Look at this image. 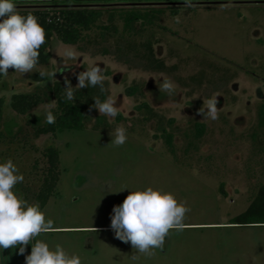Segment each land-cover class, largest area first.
Wrapping results in <instances>:
<instances>
[{"label":"rangeland","instance_id":"obj_1","mask_svg":"<svg viewBox=\"0 0 264 264\" xmlns=\"http://www.w3.org/2000/svg\"><path fill=\"white\" fill-rule=\"evenodd\" d=\"M95 7L104 14L85 41L67 44L54 35L47 64L25 74L8 70L0 80V96L7 99L0 163L11 159L24 177L14 194L26 200L25 186L37 190L46 164L43 150H60L57 193L40 207L51 228L31 243L59 244L81 264H264V226H222L244 212L264 185V11L125 3ZM140 9L144 19L125 28L119 13ZM65 49H72L77 60L63 63ZM93 64L102 69L106 100L115 102L114 119L95 108L83 129L36 137L28 120L45 123L56 99L27 115L11 108L12 93L56 81L75 88L79 73ZM37 70L47 72V81L30 78ZM163 79L174 84L172 97L160 91ZM128 87H137L136 94L127 95ZM213 95L218 118L202 120L199 109ZM143 102L152 113L138 109ZM196 123L206 128L198 138ZM117 127L126 130L122 146L111 143ZM163 127L174 135L175 153ZM147 187L171 193L189 209L183 230H170L163 250L151 249L150 256L116 239L110 229L113 206L130 190ZM31 243L24 255L18 254L19 246L0 252V264H25Z\"/></svg>","mask_w":264,"mask_h":264},{"label":"clouds","instance_id":"obj_2","mask_svg":"<svg viewBox=\"0 0 264 264\" xmlns=\"http://www.w3.org/2000/svg\"><path fill=\"white\" fill-rule=\"evenodd\" d=\"M183 3L190 5L191 0H183ZM44 43L45 31L35 16L19 14L15 0H0V77L7 76L9 68L21 74L32 72L38 64L39 49ZM60 57L63 63L65 59L78 58L72 49H65ZM101 72L98 64L90 65L79 73L76 87L83 89L99 86L103 92ZM39 75L44 76L45 73L41 72ZM158 86L160 91L167 93L169 97L175 94L174 84L168 79H163ZM72 89L70 84L65 88L68 100L74 98ZM94 101V107L100 115L113 119L118 115L114 101ZM218 103L216 95L203 100V106L199 109L202 120L218 118ZM46 122L55 123L51 111L46 114ZM110 135L114 146H122L127 140L123 127H117ZM23 180V175L19 174L11 159L0 163V252L19 246L18 254L24 255L26 246L51 228V220H46L38 204H29L12 191L14 186ZM125 189L127 188L121 191ZM188 211L189 209L183 203H178L169 192L154 190L151 187L130 190L121 204L113 206L110 229L116 239L130 243L137 253L150 256L151 249L163 250L170 230H183V221ZM31 245L30 254L25 255V264H81L78 256H70L59 244L50 248L48 243L36 240ZM132 258L137 257L134 255Z\"/></svg>","mask_w":264,"mask_h":264},{"label":"trees","instance_id":"obj_3","mask_svg":"<svg viewBox=\"0 0 264 264\" xmlns=\"http://www.w3.org/2000/svg\"><path fill=\"white\" fill-rule=\"evenodd\" d=\"M96 6V5H95ZM93 4H74V5H16L19 14L33 15L37 18L38 23L44 28L45 43L39 49V61L36 67L47 64L52 53L49 51L50 39L56 35L57 38L67 44H77L86 39L87 33L98 22L104 10L102 7H95ZM121 15L124 21V27H131L136 21H140L145 14L142 10H132L131 14ZM144 19V18H143ZM107 27V26H105ZM151 50V48H150ZM35 67V68H36ZM8 70H13L9 68ZM45 73L44 76L39 73ZM4 77H0V80ZM30 78L38 83L47 81L48 74L45 70H37L30 74ZM66 86L61 81H56L54 85H48L46 88L37 87L31 91H20L11 94L9 102L11 108L18 114L27 115L37 107L44 103L47 99L54 97L57 102L54 111L55 123L47 122L39 124L28 120L33 127L34 135L39 137L44 134H57L64 130L83 129L86 126L87 115L95 109L94 99L101 102L105 101V93L101 92L100 87H88L80 89L73 88V100H68L65 95ZM137 87H130L127 92L135 93ZM6 97L0 96V128L4 120V106ZM147 106V105H143ZM141 108V106H140ZM205 125L196 123V138L201 137L205 133ZM162 135L167 143L170 151L175 153L173 133L166 128H162ZM6 135L0 129V138ZM46 158V164L43 169L42 183L37 190L30 187H24V195L26 201L30 198L34 200L40 207H44L49 199L57 193L56 187L60 180V150L55 146H47L43 150ZM232 224H261L264 223V185L259 191V195L251 203V205L240 215L230 219Z\"/></svg>","mask_w":264,"mask_h":264},{"label":"crops","instance_id":"obj_4","mask_svg":"<svg viewBox=\"0 0 264 264\" xmlns=\"http://www.w3.org/2000/svg\"><path fill=\"white\" fill-rule=\"evenodd\" d=\"M106 3H125V4H149L150 6H173L176 8H222L236 9L242 8L243 11L259 9L264 11V0H191L190 5H185L183 0H15L16 5H74V4H93L102 5ZM260 29L262 27H259ZM260 35V34H258ZM259 37V36H258ZM230 222V220H229ZM226 222L222 226L231 228L249 227L254 224H232ZM218 225V224H215ZM264 226V224H259Z\"/></svg>","mask_w":264,"mask_h":264},{"label":"flooded vegetation","instance_id":"obj_5","mask_svg":"<svg viewBox=\"0 0 264 264\" xmlns=\"http://www.w3.org/2000/svg\"><path fill=\"white\" fill-rule=\"evenodd\" d=\"M162 60H160V62H161ZM163 63V62H162ZM130 87H128L127 88V90L129 89ZM127 90H126V93H127V95H129V96H131V95H134V94H136V92L135 93H132V94H129L128 92H127ZM137 91V90H136ZM105 100H106V97H105ZM147 105V106H143V105ZM140 106H141V108H140ZM138 109L139 110H144V111H147V112H149V113H152V107L150 106V104H148V103H145V102H143V103H141V105H139L138 106ZM205 125V124H204ZM173 137H174V135H173ZM224 190V189H223Z\"/></svg>","mask_w":264,"mask_h":264}]
</instances>
